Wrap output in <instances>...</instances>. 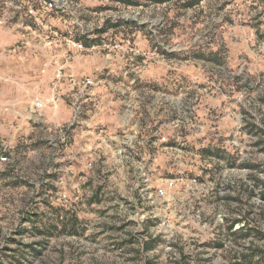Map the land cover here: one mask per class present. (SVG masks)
<instances>
[{"label": "rangeland", "instance_id": "rangeland-1", "mask_svg": "<svg viewBox=\"0 0 264 264\" xmlns=\"http://www.w3.org/2000/svg\"><path fill=\"white\" fill-rule=\"evenodd\" d=\"M132 1L0 0V117H35L38 129L32 140L0 130V264H248L241 252L264 251V0ZM93 91L91 116L107 117L115 97L122 117L149 118L112 153L79 148L60 118L65 108L78 121ZM159 126L164 145L185 146L151 143ZM209 147L224 157L195 159ZM155 150V178L192 164L184 176L200 183L151 193ZM64 190L83 230L43 239L27 216L52 218ZM239 216L251 235L230 237Z\"/></svg>", "mask_w": 264, "mask_h": 264}, {"label": "crops", "instance_id": "crops-1", "mask_svg": "<svg viewBox=\"0 0 264 264\" xmlns=\"http://www.w3.org/2000/svg\"><path fill=\"white\" fill-rule=\"evenodd\" d=\"M100 82L103 84L106 82V80H102ZM99 94L100 93H98L97 91H93L89 94L88 97L90 98L89 100L91 102L86 106V108H82V113L78 121L73 122L74 118L76 117H68V111H66L65 108V114H62L60 118L61 120H63V123L68 126L69 130L72 127V132L77 133V135L81 134V139H78L77 141L78 147L79 145H84L86 150H88L89 152L90 150H95L97 152V150L100 149L104 153H112L114 152L113 147L115 146V142H119L117 141V139H120V137H135L136 133H134L132 129L133 122L138 123L139 120H143V122H146V120L149 118L125 116L122 117L121 115L123 113V110L120 109H124L123 106H126V103L123 100H117L115 97L111 101H109L106 106L107 117H94L93 115L91 116L90 113H92L95 104L99 102ZM60 106L62 107V104H60ZM87 107H89V109L91 110L87 112L88 115L86 114V111L88 109ZM6 119L7 121H5ZM169 119L171 120V122L174 121V117H169ZM35 121V117H0V130L4 129L3 126L6 125L4 124V122H7L9 124L8 126H12V128L16 127L18 129H22L24 133H22L21 136H28L32 140L34 138L35 131L38 130L35 126ZM10 123H13V125H11ZM69 123L71 124L69 125ZM110 144L113 147L110 146ZM17 153L19 156L25 154L19 149ZM86 156V154L85 156L81 155L82 161H85L84 158ZM84 165L85 164L83 162H78V164H75V166L78 167L76 169L80 171L84 169Z\"/></svg>", "mask_w": 264, "mask_h": 264}, {"label": "trees", "instance_id": "trees-1", "mask_svg": "<svg viewBox=\"0 0 264 264\" xmlns=\"http://www.w3.org/2000/svg\"><path fill=\"white\" fill-rule=\"evenodd\" d=\"M148 3H155V4H161L168 0H144ZM203 0H189L185 3H183V8L188 9L196 6L197 4H200ZM126 3L134 5L136 4L132 0H125ZM203 158L211 159L212 156L216 157H224L223 153L220 151H217L216 148L209 147L207 149H204L202 151ZM257 182V188L261 189L260 186V180L255 181ZM240 189L242 187L240 186ZM242 193V190H240ZM253 195V193H252ZM99 192L94 195L93 201L99 200ZM241 196V195H240ZM239 196V197H240ZM261 198L264 199V194H261ZM237 208L243 205V202L239 198H234ZM242 204V205H241ZM60 206V205H59ZM49 216L52 218H49L48 220L44 221H38L37 215L31 214L27 216L26 222L33 223V230L35 234H37L39 237H42L43 239H50L56 235H70V236H77L81 233V230H83V223L79 220V217L77 215L76 210H73L72 208H68V206H60V207H53L50 204L49 207ZM32 221V222H31ZM244 220L243 217H237V219L233 220L228 228L227 231L229 233L230 237H247L251 235V231L248 230V228H240L239 230H235V226L239 223H242ZM247 227V225H246ZM158 239L151 238L149 239V243L145 244V250H150L154 244L157 242ZM218 247H223V245H214ZM34 249V248H33ZM35 251V250H34ZM36 252V251H35ZM250 254H244V252H241V259L247 261L248 264H264V251H260L258 254L260 255V258L258 260H254L256 258V254L252 251L249 252ZM188 260L187 257H183L182 261L186 263Z\"/></svg>", "mask_w": 264, "mask_h": 264}, {"label": "built area", "instance_id": "built-area-1", "mask_svg": "<svg viewBox=\"0 0 264 264\" xmlns=\"http://www.w3.org/2000/svg\"><path fill=\"white\" fill-rule=\"evenodd\" d=\"M92 83L93 82L90 79H87L85 81V85H88V86H91ZM171 123H176L177 125H179V123H184V120H180V118H177L176 120L174 119V121H172ZM203 133L204 132H202L200 134V132H199V133H196L195 135H196V137H202ZM162 142H163V144L161 145ZM164 142H166V138L163 137V132H162L161 127L158 129H154L151 143H153V144L157 143L161 148H165V146H167V145H164ZM175 144H176L175 146H167L166 148L173 149V148L177 147V148L182 149V146H185L186 142L179 139ZM235 145H237V144L235 143ZM70 148H72V145L65 144V151L66 150L71 151ZM180 149H178V150H180ZM195 150H194L195 152H193L195 159H197V158L201 159L202 158V151L204 149H202V150L195 149ZM160 151H161V149H159V152ZM155 152H156L155 157L152 159V163L149 165L150 168L147 169L146 165L144 166L146 177L144 178L143 181L145 183V186L147 187L148 190L151 191V193H155V195H157L161 198H164V197L168 196V189H171V190L174 189L175 186L177 185V183H182L184 181H186L187 183L188 182L198 183L200 181L199 178H201V177H197V176L185 177L184 176L186 171L193 170L192 167L194 165H192V164L189 167H187V165H183V167H186V168H182L181 170H179L178 177L173 176L170 178H163V177L155 178L153 173L158 171V164H157L158 155H157V153H159L158 150L157 151L155 150ZM8 159L9 158L7 155H1L0 156V165H6L8 163ZM139 159H141V156H139ZM150 169H152L151 172H148ZM152 171H154V172H152ZM149 173H151V174H149ZM58 202L61 204V206H68L67 204L69 202H71V199H70V195L67 193V191L64 190V191L59 193ZM220 218L223 221L221 216H220ZM240 228H246V222L245 221H243L242 223H239L235 226V230H239Z\"/></svg>", "mask_w": 264, "mask_h": 264}]
</instances>
